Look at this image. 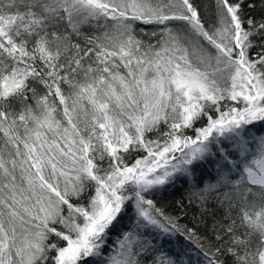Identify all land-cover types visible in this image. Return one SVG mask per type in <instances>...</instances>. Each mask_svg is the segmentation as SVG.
I'll list each match as a JSON object with an SVG mask.
<instances>
[{
  "label": "snow or ice",
  "instance_id": "obj_1",
  "mask_svg": "<svg viewBox=\"0 0 264 264\" xmlns=\"http://www.w3.org/2000/svg\"><path fill=\"white\" fill-rule=\"evenodd\" d=\"M258 124L264 0H0V264H264Z\"/></svg>",
  "mask_w": 264,
  "mask_h": 264
},
{
  "label": "trees",
  "instance_id": "obj_2",
  "mask_svg": "<svg viewBox=\"0 0 264 264\" xmlns=\"http://www.w3.org/2000/svg\"><path fill=\"white\" fill-rule=\"evenodd\" d=\"M202 1L203 0H197V3H202ZM144 38L148 39V37ZM203 123L204 121H201L199 124H197V127L202 126ZM253 131L264 133V124H258L253 129ZM187 134L192 135L191 130H189ZM201 174L203 176H208L209 174L215 176V168L212 165H205L198 171V175ZM190 191L191 189L189 188L188 184L184 183L182 180H178L173 187L167 188L166 190L156 194V206L162 208L167 215L180 217V225L195 227L201 236H206L210 240L214 239V234L210 232L209 229L211 228L214 218L220 219L222 217L223 210L219 209L214 201H209L207 205L208 211L206 213H201L200 209L195 205L188 204L187 196L189 195ZM178 201L184 202L183 208H181L177 203ZM202 220L203 222H201ZM121 227L127 229L126 220L122 223V225H118L117 228L113 229L112 239L116 238V234L119 232ZM53 239L57 238L53 237ZM176 239L182 245L187 244L183 236H178ZM61 243L63 244V242ZM109 244H111V240H109ZM187 246L192 247L193 245L188 244ZM50 255H55V253H50Z\"/></svg>",
  "mask_w": 264,
  "mask_h": 264
},
{
  "label": "rangeland",
  "instance_id": "obj_3",
  "mask_svg": "<svg viewBox=\"0 0 264 264\" xmlns=\"http://www.w3.org/2000/svg\"><path fill=\"white\" fill-rule=\"evenodd\" d=\"M205 2H206V0H203L201 4H203V3H205Z\"/></svg>",
  "mask_w": 264,
  "mask_h": 264
}]
</instances>
